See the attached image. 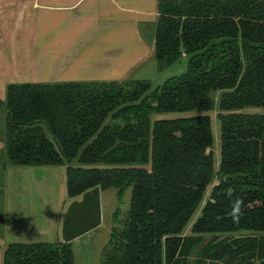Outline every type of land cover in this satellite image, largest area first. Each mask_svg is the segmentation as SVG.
Listing matches in <instances>:
<instances>
[{
	"label": "trees",
	"instance_id": "trees-1",
	"mask_svg": "<svg viewBox=\"0 0 264 264\" xmlns=\"http://www.w3.org/2000/svg\"><path fill=\"white\" fill-rule=\"evenodd\" d=\"M158 13V72H180L158 85H9L0 101L9 165L66 167L72 200L98 187L132 191L101 264H264V115L244 113L264 108V0H159ZM195 111L204 114L158 118ZM76 263L63 242L12 244L3 255V264Z\"/></svg>",
	"mask_w": 264,
	"mask_h": 264
},
{
	"label": "crops",
	"instance_id": "crops-1",
	"mask_svg": "<svg viewBox=\"0 0 264 264\" xmlns=\"http://www.w3.org/2000/svg\"><path fill=\"white\" fill-rule=\"evenodd\" d=\"M158 3L0 0V101L5 103L7 88L13 84L123 83L130 78L160 84L167 76H159L154 61ZM0 112L7 114L3 106ZM4 175L0 264L8 246L14 244L11 235L48 236L45 219L50 218L25 225L33 217L12 212L28 208L26 191L44 194L47 182L51 183L45 174L9 166Z\"/></svg>",
	"mask_w": 264,
	"mask_h": 264
},
{
	"label": "rangeland",
	"instance_id": "rangeland-1",
	"mask_svg": "<svg viewBox=\"0 0 264 264\" xmlns=\"http://www.w3.org/2000/svg\"><path fill=\"white\" fill-rule=\"evenodd\" d=\"M155 61V58H154ZM181 66L180 64L172 67L167 73L159 74V76L166 77L170 74H176L180 72ZM130 78L126 81H132ZM244 113L249 114H262L264 115V108L257 109H247ZM204 113L200 111L189 112L184 114H163L159 116V119H178V118H189L193 116L203 115ZM211 117L212 122V131H213V153L215 159L217 160L215 167L219 168L220 158H221V130H220V122L218 120V112L214 111L213 113L207 114ZM7 114H3L0 112V142L3 144L4 149L0 151V212L3 209L4 205L1 204L3 193V177H5L4 172L9 167V158L6 150V129H7ZM11 167V166H10ZM4 168H6L4 170ZM14 169H32V168H17ZM38 174H45V178H49L50 184H48V188H45L44 194H39L36 190L33 192H25L26 198L28 200V208L25 209H14L12 212L14 215H18L19 213L25 215L26 217L32 216L33 218H29L28 221H25V225L29 223H43V217L49 216V220L45 219V225L49 227L48 236H33L31 235H23L17 232L14 235L10 236V242L14 244H37V243H57L63 242L62 240V227L65 215L71 203L75 200L69 199L67 195V178H66V167H44V168H34ZM40 169V170H39ZM51 174H54L51 176ZM51 176V179H50ZM56 176V177H55ZM217 183H214L210 188L208 194L205 198V203L209 198V194L212 188ZM4 191V190H3ZM132 197V191L128 190L123 195L122 198H119L117 195V191L112 189L102 193V204H103V227L100 228L94 236L93 234L86 236L81 239L79 244H73V249L76 256V264H101L102 255L105 246L110 241V236L113 227H118L119 224H115L114 216L117 213L118 222L123 221L125 216L129 210L130 202ZM80 199V198H79ZM78 200V199H77ZM204 203V204H205ZM26 208V207H25ZM203 210V204L200 206L194 217L191 219L188 227L185 230V236H191V229L193 224L197 221L199 216L201 215ZM25 212V213H24ZM14 226L17 224L14 223ZM13 233V232H12ZM236 238L240 237H250L255 235H250L249 233H238L234 234ZM233 237L232 239H234ZM205 243L211 241L212 238L210 236L204 237ZM224 239H229L226 237L220 238L221 241ZM188 264H194V261H189Z\"/></svg>",
	"mask_w": 264,
	"mask_h": 264
},
{
	"label": "water",
	"instance_id": "water-1",
	"mask_svg": "<svg viewBox=\"0 0 264 264\" xmlns=\"http://www.w3.org/2000/svg\"><path fill=\"white\" fill-rule=\"evenodd\" d=\"M103 222L102 191L98 187L69 206L62 227L63 243L79 244L82 238L94 236L103 227Z\"/></svg>",
	"mask_w": 264,
	"mask_h": 264
}]
</instances>
